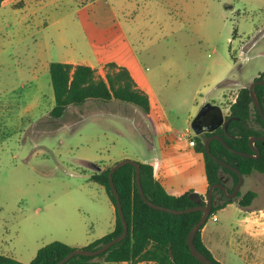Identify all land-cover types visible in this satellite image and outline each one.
I'll list each match as a JSON object with an SVG mask.
<instances>
[{"label": "rangeland", "instance_id": "rangeland-1", "mask_svg": "<svg viewBox=\"0 0 264 264\" xmlns=\"http://www.w3.org/2000/svg\"><path fill=\"white\" fill-rule=\"evenodd\" d=\"M27 3L36 14L0 5V82L13 90L0 145V247L10 252L36 238L65 242L97 230L105 196L90 176L123 154L157 156L170 181L186 179L188 186L199 164L189 144L192 119L208 102L223 101L228 109L264 70V0H27L14 6ZM69 60L103 76L108 60L134 66L155 108L89 99L52 117L49 65ZM225 77L231 78L220 84H229L222 95L218 84ZM248 190L257 196L243 207L244 216L264 221V173L245 177L240 191ZM216 213L206 230L216 258L245 264L230 247L232 228L221 227L224 214Z\"/></svg>", "mask_w": 264, "mask_h": 264}, {"label": "trees", "instance_id": "trees-1", "mask_svg": "<svg viewBox=\"0 0 264 264\" xmlns=\"http://www.w3.org/2000/svg\"><path fill=\"white\" fill-rule=\"evenodd\" d=\"M3 1L0 0V3ZM106 69V74L103 76L88 64L51 62L49 72L54 91V106L50 115L54 118H60L70 106L81 105L89 99L106 102L117 100L133 104L145 112H150L149 94L138 85L126 66L111 61L106 63ZM257 79H264V72L260 73L254 80ZM255 91L264 110V85H257ZM229 111L228 117L231 118L227 126L229 135L225 133L223 128H218L213 133L220 134L234 149L254 153L249 141L252 136L264 135V119L253 103L249 87L240 88L235 101L230 102ZM213 133L195 134V148L204 153L209 186L228 179L230 182H225V185L228 191H232L238 183V174L221 165L205 151V139ZM255 146L260 150V156L256 158L244 157L231 152L220 140L212 139L210 152L238 167L243 175L247 176L255 171L264 173V140H256ZM138 162L141 166L142 187L145 195L152 202L174 209H185L206 203L207 194L205 198L204 195L194 190H189L180 196L170 194L155 178L154 167L149 163ZM110 168L111 166L98 169L91 174L90 178L103 186L113 202L116 212L115 227L111 232L84 247L87 249H97L120 235L124 230L116 197L109 181ZM114 182L120 194L125 218L129 224L128 235L101 255H76L65 264L138 263L145 261L156 264H203L191 254L188 245L189 232L200 220L202 211L173 214L148 205L139 192L136 182V168L132 164H125L117 169L114 173ZM256 196L255 191L248 190L244 194L240 191L235 198H227L221 188H215L210 217L229 203L237 202L241 207H248ZM202 229L196 235L195 245L211 260L221 264L205 245ZM75 248L62 241H52L42 246L29 263L0 253V264H56Z\"/></svg>", "mask_w": 264, "mask_h": 264}, {"label": "crops", "instance_id": "crops-1", "mask_svg": "<svg viewBox=\"0 0 264 264\" xmlns=\"http://www.w3.org/2000/svg\"><path fill=\"white\" fill-rule=\"evenodd\" d=\"M16 1H27V0H4L0 5L2 6H11L12 9H14L17 12H27L28 16H32L33 14H36L37 11H28V3L25 5L23 8L19 9L14 6ZM11 2V5L9 4ZM47 3L43 6L46 7ZM40 6V9L42 10L43 8ZM37 9V10H40ZM69 63L77 64V62H74L72 60L67 61ZM106 63L111 62V61H105ZM116 62V61H114ZM119 65L126 66L135 80L137 81L138 85L149 94L150 97V102H151V110L155 108L154 105V100L151 95V92L147 86L146 81L144 78L141 76L139 70H135L134 66L131 65H124L120 62H116ZM78 64H85V63H78ZM263 71H260L259 74ZM259 74L255 75L252 80H254L256 77L259 76ZM231 77H225L223 78L219 85V88L221 89V94L224 95L225 91L229 89V84L225 85H220L223 83L225 80L230 79ZM1 79V78H0ZM1 81V80H0ZM7 85L5 83L0 82V145H2L7 138L8 131L7 129L9 128V120H8V114H7V96L11 95L13 90L11 91L7 89ZM113 101V100H112ZM235 101L233 99L231 102ZM110 102V101H109ZM223 101H220V103ZM220 103H213L216 105H219L221 109L223 110V113L227 114L230 112L229 108L228 109H223V106ZM150 110V111H151ZM187 129L182 132L183 136H188L186 134ZM190 139H194L193 136H188ZM189 139V140H190ZM149 149L150 150H155V144L150 142L148 143ZM191 146V145H190ZM195 147V146H194ZM197 159H198V173L193 179L188 178V182L190 184L188 186H184V184L187 182L186 179H183L182 181L179 182H174L170 181L168 177L166 176V172L162 169V166L160 164V159L155 156L154 158H150V160L147 157L136 155V154H123L124 158H133L137 161L144 162V163H149L154 167V176L157 180L161 182V184L166 188V190L175 196H180L184 194L185 192L189 190H194L195 192L201 194V195H206L209 184L207 181V175H206V168H205V156L203 152L197 151ZM119 159V160H121ZM118 160V161H119ZM115 163L117 160H114ZM114 163V162H113ZM166 165V164H165ZM167 168V165H166ZM99 169H104L102 166ZM258 174L263 175V173L257 172ZM254 172L250 175L244 176L250 178ZM94 183H96L94 181ZM98 184V183H96ZM100 186L103 195L105 196L103 199V206L105 208V213L103 216H101V223L98 227L97 230L92 229V230H83L81 234L78 236L70 237L68 240H66L64 243H67L73 247H85L89 245L91 242L94 240L103 237L107 233L111 232L116 223V212H115V206L111 199L109 198L108 194L106 193L105 189L103 186ZM219 212L224 214L223 216V221L221 223V227L229 225L232 228V234H231V244L230 247L232 249V252L236 254L239 258L242 259V261L245 264H264V227H261L262 224H264V221H258V220H252L248 216H244V212H246V209L241 207L240 205L237 204V202L229 203L227 204L224 208L220 209ZM212 219L217 220L218 213H215L213 216H211ZM209 220V219H208ZM227 223V224H226ZM256 227H255V226ZM208 226V221L204 225L202 229V238L205 243V245L209 248V250L212 252L213 256L217 261H219L216 258L217 254V246L214 244L213 240L207 239L206 238V230ZM46 242H40L38 238H36L35 242H33L28 248L25 247V249L21 250H12L11 252L9 250H3L0 247V253L5 254L7 256H11L21 262L24 263H29L34 259L36 256L38 250L44 246ZM102 264H156L155 262H138V263H131V262H103Z\"/></svg>", "mask_w": 264, "mask_h": 264}, {"label": "water", "instance_id": "water-1", "mask_svg": "<svg viewBox=\"0 0 264 264\" xmlns=\"http://www.w3.org/2000/svg\"><path fill=\"white\" fill-rule=\"evenodd\" d=\"M257 85H264V79L254 80L251 83V85L249 86L250 96L253 100V103H254L255 107L257 108L258 112L260 113L261 117L264 119V110H263L262 104H261V102L257 96V93L255 91V87ZM210 109H217V111H218L217 121L213 124H210V125L209 124H203L201 122V117ZM229 113H228V115H229ZM230 120H231L230 117L225 119V114L223 113V110L221 109V107L219 105L208 102L202 107L200 112L192 119L191 127H192V129L196 135H200L203 132H213L216 129H218L219 127H222L224 129L225 133L228 134V127L227 126H228V123L230 122ZM212 139L220 140L231 152H233L235 154H238V155H241L244 157L256 158V157L260 156V150L255 146V141L256 140H264V135L252 136L250 138L249 143H250V146L253 149L254 153L247 152V151H241V150H237V149L232 148L231 146L228 145L226 140L220 134H217V133H214L205 139V142H204L205 151L213 159H215L217 162H219L221 165L228 167L229 169L235 171L238 174V176H239L238 183L232 191H228V188L225 185V182L214 183V184H211L208 188L207 198H206L205 204L196 205V206L188 207L185 209H174V208H170V207H165V206H162V205H159V204L152 202L145 195V192H144V189H143L142 183H141V166H140L139 162L137 160L131 159V158L121 159L111 166L110 172H109V181H110L112 191L116 197L119 216H120L121 221H122L123 226H124L123 232L120 235L109 240L108 242L104 243L103 245H101L97 249H87L84 247H76L70 253H68L66 256H64L56 264H65L66 262H68L71 258H73L76 255H85V256L101 255V254L105 253L107 250H109L113 245L122 241L128 235L129 224L127 222V219L125 218L123 208H122V204H121L120 194H119L117 187L115 185V182H114L115 171L125 164H132L135 166V168H136V182H137L139 192H140L143 200L148 205H150L151 207L158 209V210L170 212L173 214H184V213H190V212L198 211V210L202 211L203 214H202L200 220L192 227V229L190 230L189 235H188V245L190 248V252L194 257H196L203 264H218L215 261L211 260L205 253H203L201 250H199L197 248V246L195 245V238H196V235L198 234V232L202 229V227H204V225L207 223L208 219L210 218V215H211L212 209H213V203H214L213 202V194H214L215 188H221L227 198H235V197H237L238 193L240 192V190L243 186L244 175L238 167L227 163L226 161L214 156L210 152V142Z\"/></svg>", "mask_w": 264, "mask_h": 264}, {"label": "flooded vegetation", "instance_id": "flooded-vegetation-1", "mask_svg": "<svg viewBox=\"0 0 264 264\" xmlns=\"http://www.w3.org/2000/svg\"><path fill=\"white\" fill-rule=\"evenodd\" d=\"M217 114H218L217 109H210L201 117V122L203 124H209V125L213 124L217 121ZM226 118H228V115H225V119ZM219 128H222V127H219ZM215 131H213V132H215ZM213 132H210V133H213ZM206 133H209V132H203L202 134H206ZM223 182H229V181H228V179H224Z\"/></svg>", "mask_w": 264, "mask_h": 264}, {"label": "built area", "instance_id": "built-area-1", "mask_svg": "<svg viewBox=\"0 0 264 264\" xmlns=\"http://www.w3.org/2000/svg\"><path fill=\"white\" fill-rule=\"evenodd\" d=\"M244 47H245V44L241 45L240 50H239V53H240V58H241V59H244V60L246 61V60L249 59V56L247 55L248 51H245V50H244ZM243 55H245L244 58L242 57ZM189 132H190V131L187 129L186 134L188 135ZM189 144H190L191 146H195V140H194V139H190V140H189Z\"/></svg>", "mask_w": 264, "mask_h": 264}]
</instances>
